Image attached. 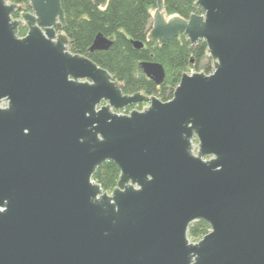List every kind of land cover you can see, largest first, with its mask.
<instances>
[{
  "label": "water",
  "instance_id": "1",
  "mask_svg": "<svg viewBox=\"0 0 264 264\" xmlns=\"http://www.w3.org/2000/svg\"><path fill=\"white\" fill-rule=\"evenodd\" d=\"M156 1L148 40H204L214 67L167 102L73 54L62 0L19 19L0 0V264H264V0H197L189 19ZM142 68L164 82L161 64ZM109 161L112 193L93 179ZM198 220L211 231L192 242Z\"/></svg>",
  "mask_w": 264,
  "mask_h": 264
},
{
  "label": "trees",
  "instance_id": "2",
  "mask_svg": "<svg viewBox=\"0 0 264 264\" xmlns=\"http://www.w3.org/2000/svg\"><path fill=\"white\" fill-rule=\"evenodd\" d=\"M9 1L21 7L20 12L13 14L14 19H19L23 12H31L29 0ZM196 2L164 0V12L168 18L178 16L182 19L204 14L200 7H194ZM62 8L66 27L59 25L57 31L68 37L69 50L107 70L120 83L125 95L142 93L167 102L173 98L184 73L211 74L214 71L204 40L194 46L185 34L164 43L148 40L152 17L157 10L156 0H108L105 8L96 6L94 0H62ZM26 33V27L20 28L19 36L23 37ZM99 35L111 41L112 45L108 50L91 52ZM134 42L143 43V48H136ZM144 62L164 67L166 77L161 85L147 76L142 68ZM145 106V103H140L127 107L126 111L143 110ZM120 176V168L109 161L98 168L93 179L103 191L112 193ZM210 231L207 221L198 220L190 226L188 236L192 242H199Z\"/></svg>",
  "mask_w": 264,
  "mask_h": 264
},
{
  "label": "flooded vegetation",
  "instance_id": "3",
  "mask_svg": "<svg viewBox=\"0 0 264 264\" xmlns=\"http://www.w3.org/2000/svg\"><path fill=\"white\" fill-rule=\"evenodd\" d=\"M58 27H59V25H58ZM58 27H57V29H58ZM7 106H8V101H3L2 104L0 105L1 108H6ZM124 110H126V109H124Z\"/></svg>",
  "mask_w": 264,
  "mask_h": 264
},
{
  "label": "built area",
  "instance_id": "4",
  "mask_svg": "<svg viewBox=\"0 0 264 264\" xmlns=\"http://www.w3.org/2000/svg\"><path fill=\"white\" fill-rule=\"evenodd\" d=\"M131 112H127L126 110H124V112L120 113V114H124V115H129Z\"/></svg>",
  "mask_w": 264,
  "mask_h": 264
},
{
  "label": "rangeland",
  "instance_id": "5",
  "mask_svg": "<svg viewBox=\"0 0 264 264\" xmlns=\"http://www.w3.org/2000/svg\"><path fill=\"white\" fill-rule=\"evenodd\" d=\"M190 74H192V73H190ZM147 107V105L145 106V108ZM144 108V109H145ZM136 110H138V109H136ZM122 112H124V110H121V111H119V113H122Z\"/></svg>",
  "mask_w": 264,
  "mask_h": 264
}]
</instances>
